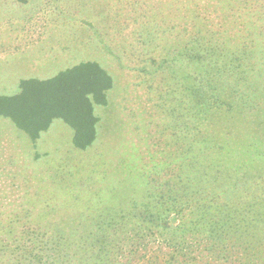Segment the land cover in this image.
I'll use <instances>...</instances> for the list:
<instances>
[{"label": "rangeland", "instance_id": "obj_1", "mask_svg": "<svg viewBox=\"0 0 264 264\" xmlns=\"http://www.w3.org/2000/svg\"><path fill=\"white\" fill-rule=\"evenodd\" d=\"M248 3L0 0V94L16 93L22 78H47L82 60L97 61L113 79L107 104L94 105L96 137L85 149L73 146V130L60 118L32 140L0 115V230L5 238L35 254L49 238L73 229L78 235L120 212L128 206V195L155 200L151 194L157 184L185 176L182 160L192 157L184 149L200 147L194 145V130L202 124L189 110L197 61L183 49L197 28L214 43L224 42L230 54L243 44L255 45L246 52L236 81L220 75L221 98L233 107L210 108L203 127L224 146L225 162L240 160L264 171V40L254 31ZM237 91L241 99H234ZM211 150H204L206 163L218 159ZM159 241L141 244L128 238L126 250L136 251L129 263L159 264L158 247H166L164 242L156 246ZM202 244L194 251L198 263L218 264L220 258L208 251L214 248ZM238 256L229 251L230 261L221 262Z\"/></svg>", "mask_w": 264, "mask_h": 264}, {"label": "trees", "instance_id": "obj_2", "mask_svg": "<svg viewBox=\"0 0 264 264\" xmlns=\"http://www.w3.org/2000/svg\"><path fill=\"white\" fill-rule=\"evenodd\" d=\"M243 5L247 8L246 3ZM248 5L257 29L254 31L264 40V1L251 0ZM240 24H244L243 20ZM199 33L201 28L183 48L192 62L197 61L189 110L195 121H202L194 130V145L200 147L194 151L184 149L192 157L182 160L185 176L157 184L151 194L155 200L128 195V206L120 212L104 216L78 235L73 229L53 240L49 238L35 254L27 252L30 249L26 244L13 246L10 236L6 241L5 230H0V264H126L136 252L133 248L126 250L128 238L141 244L160 238L156 246L166 243V247H158L159 264H199L194 251L202 243L214 248L208 251L212 258H220L213 260H219L218 264H224L221 260L230 261L229 251L239 254L229 264L238 263L240 258L241 264H264V171L259 165L249 166L240 160L239 164L225 162L224 146L215 143L216 137L205 135L209 132L203 127L209 123L207 110L223 105L233 107V103L221 98L220 75L227 80L234 78L242 62L246 63V52H252L255 45L243 44L230 54L224 42L214 43L213 38ZM242 53H246L244 57L236 58L235 54ZM233 83L230 89L235 94L236 82ZM112 85V76L103 66L95 60H82L47 78L20 79L16 93L0 94V115L9 118L32 140L54 118H60L73 130V146L85 149L96 137L99 118L94 105L107 104V91ZM233 97L241 99L238 91ZM213 146L216 149L211 150ZM204 150H211V154L217 151L213 157L218 159L206 163Z\"/></svg>", "mask_w": 264, "mask_h": 264}]
</instances>
